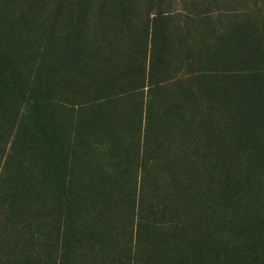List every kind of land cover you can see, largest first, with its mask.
Listing matches in <instances>:
<instances>
[{"label":"rangeland","instance_id":"rangeland-1","mask_svg":"<svg viewBox=\"0 0 264 264\" xmlns=\"http://www.w3.org/2000/svg\"><path fill=\"white\" fill-rule=\"evenodd\" d=\"M199 14L217 26L250 14L256 33H246L240 47L222 39L218 27L186 24ZM160 17L172 27L157 37V49L160 41L172 52L185 41L200 49L196 62L180 57V67L171 60L162 79L150 58L147 25ZM262 18L264 0H0V246L19 244L10 263L31 247L30 235L49 230L55 194L65 189L78 213L54 249L57 263L112 264L116 250L100 256V246L91 248L80 234L94 230L102 244L106 233L112 247L127 242L128 186L135 182L142 196L132 228L141 252L135 264H209L221 245L232 249L237 242L262 255ZM193 63L207 77L186 68ZM152 75L159 76L151 82ZM208 109L223 118L206 126L224 143L221 156L204 157L198 145L206 131L197 122ZM136 154L143 169L132 164ZM179 182L189 187L181 190ZM11 186L21 188L17 207L3 194ZM103 191L109 203L102 207L95 198L103 215L93 217L90 194ZM154 203L173 205L176 216L157 223L156 234L138 231L149 216L139 209ZM103 217L107 224H97Z\"/></svg>","mask_w":264,"mask_h":264},{"label":"trees","instance_id":"trees-1","mask_svg":"<svg viewBox=\"0 0 264 264\" xmlns=\"http://www.w3.org/2000/svg\"><path fill=\"white\" fill-rule=\"evenodd\" d=\"M236 18H239V17L237 16ZM184 20L188 21V22L185 21L186 24H192V26H194V24L195 25L196 24H199V25L209 24L211 26L218 27V31L222 34V39L224 38L226 42H233V41L238 40L236 43L240 47L242 46V43L244 42L243 36L245 35L246 37V33L247 35H253L256 33L254 29V20L250 14L244 15L243 18L239 22H237V20L233 21L232 24H229L228 22H224V24L220 26H217V24L213 21L212 17H209V15L205 16V14H199L194 19H191V20H189L188 18ZM262 20L264 23V18H262ZM159 21H160V25L156 26L157 22L159 24ZM170 24L171 22H166L161 17L159 19L154 18L147 23L148 27L150 26L149 27L150 30H148V32H150L149 43L151 42L150 58H151L152 63L154 65H157V70L155 71H156V74L161 75L160 79H162L164 76L168 74L167 73L168 70H171L170 68L172 64L170 61L173 60L174 58L175 59L178 58L177 62H179L180 67L182 66V62L179 59L180 57L187 58V59H193V60L196 57L200 58V49H197L196 48L197 46L195 47L193 45H188L186 41L180 42L179 45L181 46V48L178 50H174L173 52L171 51L169 47V43L165 44L164 42L161 43V41H160V47L157 49V45L159 44L158 43L159 40H157V37L161 38L163 35H165L166 34L165 31L172 27L170 26ZM212 24H215V25H212ZM200 47H203V46L200 45ZM205 49H207L205 50L207 54L210 53L211 56L213 55L210 52L211 48L207 47ZM194 62L196 61L194 60ZM190 66L193 67L192 72L194 73L197 72L200 77H207V74L204 73V71L206 70L199 68L198 63H193L192 65H189V67H186V68H190ZM180 69L181 68L176 70L174 66L172 67L173 72L179 71ZM157 76L152 75L151 82H153V79L154 78L156 79ZM153 86H154V83H153ZM108 100H111V99H108ZM199 114L201 115L200 112ZM204 117L205 119L203 118V120H200L199 122H197V126H199L200 129L206 131L204 132V134L203 133L201 134L200 141L198 142V145L200 146V150L202 152L201 154L204 157H210L211 153H214L215 157L218 155L221 156V147L223 146L224 143H220L218 141V136H216L215 133H213L210 127H206V126L207 124H210V125L215 124V126L222 125L223 118L221 116L220 117L222 119H220L219 117L215 118V115L212 109H208V111L204 113ZM136 134H137V131L135 132V136ZM143 147H144V152H145V149L146 150L149 149V145L147 141H143ZM157 147H160V146H157ZM215 160L219 163V165L222 164L221 163L222 159L218 158ZM135 163H137V166L139 165L140 168L142 169L144 168L143 160L140 159V155L138 154H136L135 160L132 161V164H135ZM126 165L127 164L125 161L123 162L122 167L125 168ZM122 174H118L116 177L118 178L123 177L121 176ZM216 176H218V174H216ZM216 176L215 174H213L212 179L215 178ZM126 178H128V176ZM130 178L132 177L128 178L131 181ZM103 180L104 179H101V178L99 179L100 182H102ZM115 181L117 182V180ZM59 183H61V181ZM179 184L181 185V188H180L181 190L189 187V183L179 182ZM260 188H261V185L258 184L257 185L258 191L260 190ZM128 190L130 192V195L132 196V201H131L132 207L129 211V217L131 218L133 215V219L131 221V229H129L126 232L127 237H128L127 242H125L124 244L122 243L121 246L115 245L114 247H112V246H108L107 244L108 237H106L107 236L106 233L100 234L102 238L103 236H105V241L103 239V243H102L103 245L99 244L100 241L97 239L99 233L94 230L88 231L87 233L86 231L87 228H86L84 233L80 234V238L81 236L86 239L89 238L88 242L91 243V248L95 249L97 248V246H100L98 247L99 250H101L100 256L104 255V253L106 254L110 248H112L111 249L112 251L116 250L114 253L115 257L113 258L112 264H135L141 258V252L139 251V244H137V239L135 240V242L133 239L132 228H133V221H134V212L137 208V201L139 202V205H140V203L142 202L141 200L142 196L140 194L139 198L137 197L138 189L136 186V182L130 183V185L128 186ZM142 192L143 190H140V193ZM3 194L5 197L10 199V207H13V206L17 207V205L22 200V196H20L21 188H15L14 186H11L7 188L5 193ZM55 195H57L55 197V202L57 203L58 208L56 212L50 218L49 220L50 222L48 221V223H51L52 225L49 227V230H47L44 233H41V234H39V232L35 233L39 235L37 238L30 235L28 242L29 243L31 242V244H29L31 247L26 252H24V250L22 249V252L24 253H18L17 255H15L14 258H15L16 264H61L62 259L60 261L58 260V263L56 261V258L54 256V249L56 246L60 244L61 241L64 240V239H61L60 237L63 236L65 238V234L67 233V228L75 224L76 217L74 216L78 212L75 208V202L72 196L69 194V192H67V190L63 189V191ZM90 195H91L90 199L93 200V202H91V207H88V210H90L89 212L91 213L93 217H97V216L99 217V215L102 216L103 208H100V210L95 211L97 205L95 204L96 202L94 200L95 198H97L96 199L97 203L101 204V206L104 207L108 205L109 203V199H108L109 194L106 191L99 192V194L97 195L99 197L101 196V198H98V196H96L95 193H91ZM260 196L264 198V194H261ZM175 208L176 207H173V205L171 204L168 206V205H164L163 203L162 204L159 203L156 205L154 203L145 209L143 207L140 208L138 211L139 213L143 211V213L145 212L150 217L148 216L142 219L140 218L141 219L140 222H144V224L138 227V231H142L146 234H149V233L156 234L158 232V229H160V227H157V225L164 223L162 222L164 219L168 221H173L172 219L177 214V210H175ZM103 219L104 221H101V222L97 220V224L99 223V224L106 225L107 218L103 217ZM125 223L127 222L125 221L124 224ZM63 224H65V226H62ZM129 225H130L129 223L126 224L124 228L130 227ZM107 227H110V226L107 225ZM136 236H138L137 232H136ZM16 239L19 242V238H15V240ZM90 239H92V241H90ZM43 241L45 243H43ZM15 243L17 242L11 243V245H9L11 248L10 251L12 252L11 254H5L9 246H6V247L0 246V264H11L10 263L11 255L13 254V252H15V249L19 247V244L18 243L15 244ZM47 243H48V248H46V245H45ZM46 250H48V254L45 253ZM107 254H110V253L108 252ZM88 264H92V263H88ZM102 264H107V263L105 261ZM209 264H264V253L260 255V254L248 252L243 247V245H241V243L239 242H237V244L232 249H225V245H221L216 250V252H214V255H212V257L210 258Z\"/></svg>","mask_w":264,"mask_h":264}]
</instances>
